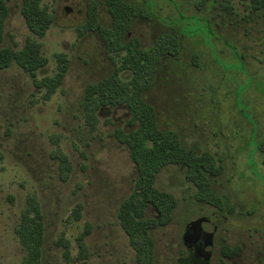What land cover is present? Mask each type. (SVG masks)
<instances>
[{"label": "rangeland", "instance_id": "rangeland-1", "mask_svg": "<svg viewBox=\"0 0 264 264\" xmlns=\"http://www.w3.org/2000/svg\"><path fill=\"white\" fill-rule=\"evenodd\" d=\"M127 1L151 14L138 19L129 33L144 49L162 34L182 31L181 53L163 63L147 99L163 129L179 132L188 147L211 153L225 167L214 189L230 207L219 211L196 202V188L187 181L185 168L163 170L157 186L173 193L178 206L174 220L152 232L156 264H183L188 251L182 235L199 216L214 217L219 227L210 264H222L223 245H245L240 258L225 264H264V166L258 149L264 142V37L255 23L243 20L248 12L243 0H233L238 15L232 21L216 10L198 11L197 0ZM88 2L45 0L55 20L39 37L26 24L22 0H7L2 47L21 50L28 37L42 43L48 63L38 71L39 80L58 72L57 54H65L69 65L64 84L46 102L41 99L46 90L38 89L16 63L0 70V264H23L25 250L15 229L30 195L36 196L45 216L43 264H136V252L118 217L133 191L136 166L126 145L110 136L117 128H127L128 111L102 110L98 130L91 132L80 108L86 86L114 69L97 34L78 36ZM98 2L101 24L110 26L104 0ZM58 145L73 167L68 179L52 157ZM80 203L82 218L77 221L73 212ZM156 215L148 209L147 217ZM88 229V256L75 262L81 254L78 240ZM208 229L213 230L211 225ZM63 237L71 244V260L58 244ZM221 237L227 242L222 244Z\"/></svg>", "mask_w": 264, "mask_h": 264}, {"label": "trees", "instance_id": "trees-1", "mask_svg": "<svg viewBox=\"0 0 264 264\" xmlns=\"http://www.w3.org/2000/svg\"><path fill=\"white\" fill-rule=\"evenodd\" d=\"M44 1L22 0L21 11L26 24L39 37L46 35L55 20ZM104 3L111 16V25L101 24L100 4L98 0H89L87 19L78 26L77 32L79 38L91 33L97 34L114 69L109 75L86 86L80 108L91 132L98 130L99 113L102 110L124 107L128 111L127 128H117L110 133L111 137L126 145L137 174L133 191L122 202L118 217L136 252V264H156L152 232L172 222L178 206V199L173 193L157 186L160 173L169 166L185 168L187 181L196 188L193 196L195 201L223 211L225 208L230 209L228 199L220 197L214 189V182L225 167L218 164L211 153L199 154L194 147H188L179 132L163 129L155 106L147 99V92L159 76L163 63L174 61L181 53L182 31L162 34L151 48L144 49L140 39L129 38V33L138 19L151 17L148 8L127 0H104ZM195 5L198 11L216 10L223 19L228 18L231 21L238 15L233 0H197ZM243 5L248 11L243 20L255 23L256 30L264 37V0H243ZM8 16L7 0H0V70L9 69L16 63L29 75L38 89L46 90L41 99L49 101L64 84L68 72V58L65 54H57L58 72L52 77L39 80L38 71L48 63L47 58L42 55L43 44L28 37L21 50L2 47ZM246 31L250 32L249 29ZM124 74H128L130 78L125 80ZM258 149L263 155L264 166V142ZM52 157L58 160L63 179H68L73 167L59 145ZM3 160L4 154L0 149V162ZM150 208L156 210V216L147 217ZM82 209L83 204H78L73 212L75 220L82 218ZM88 228H91L90 225ZM89 229L78 240L81 254L74 259L75 262H81L88 256L86 237L90 233ZM15 232L25 250L23 264H43L45 216L35 195L27 197L26 207ZM58 244L65 247V258L71 260L70 242L63 237ZM238 250L239 248L225 246L223 251L231 256Z\"/></svg>", "mask_w": 264, "mask_h": 264}, {"label": "flooded vegetation", "instance_id": "flooded-vegetation-1", "mask_svg": "<svg viewBox=\"0 0 264 264\" xmlns=\"http://www.w3.org/2000/svg\"><path fill=\"white\" fill-rule=\"evenodd\" d=\"M212 226L213 230L209 231L208 227ZM219 227L214 222L212 216H199L192 222L186 225L183 235L182 242L188 251L187 256L181 258V263L189 264H210L213 257L215 247V235ZM222 244L226 243L227 240L224 237L220 238ZM228 246V245H225ZM224 245L220 251L222 264L226 261L234 260L242 256V252L245 250V245L234 246L233 248L238 249V252L233 255H227L224 250ZM191 255L193 257H191Z\"/></svg>", "mask_w": 264, "mask_h": 264}]
</instances>
